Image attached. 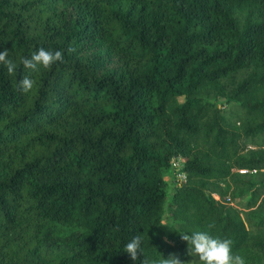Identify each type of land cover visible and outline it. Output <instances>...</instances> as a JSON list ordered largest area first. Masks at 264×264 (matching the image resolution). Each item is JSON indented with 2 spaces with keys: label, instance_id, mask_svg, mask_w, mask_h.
<instances>
[{
  "label": "trees",
  "instance_id": "1",
  "mask_svg": "<svg viewBox=\"0 0 264 264\" xmlns=\"http://www.w3.org/2000/svg\"><path fill=\"white\" fill-rule=\"evenodd\" d=\"M5 50L0 264H199L197 230L264 264V0H0Z\"/></svg>",
  "mask_w": 264,
  "mask_h": 264
},
{
  "label": "clouds",
  "instance_id": "2",
  "mask_svg": "<svg viewBox=\"0 0 264 264\" xmlns=\"http://www.w3.org/2000/svg\"><path fill=\"white\" fill-rule=\"evenodd\" d=\"M8 51L0 52V64L7 66L10 74L15 72V63L8 59ZM57 62H64V53L62 50H50L40 47L38 51L31 54V57L21 59L23 66L30 70V73L38 72L40 67L50 69ZM36 84V80L31 74L25 75L19 82V89L27 93L31 91ZM214 224H208L210 230ZM181 239L188 244L187 254L198 258L199 264H246V260L240 254L233 252V241L230 238H221L213 236L210 231L197 230L191 233L181 232ZM143 238L137 234L124 246L132 260H137L142 253L144 259L142 264H184V262L175 253L167 258L164 256L158 259L150 260L144 252ZM190 264V262H189Z\"/></svg>",
  "mask_w": 264,
  "mask_h": 264
},
{
  "label": "built area",
  "instance_id": "3",
  "mask_svg": "<svg viewBox=\"0 0 264 264\" xmlns=\"http://www.w3.org/2000/svg\"><path fill=\"white\" fill-rule=\"evenodd\" d=\"M183 162H184V160L182 159V158H178L177 160H175V162H174V167H176V168H180L181 166H182V164H183ZM239 172L240 173H247L248 172V170L247 169H240L239 170ZM185 174L184 173H179L178 174V178L181 180H183L184 178H185ZM215 196V198H217V199H219V196L217 195V194H215L214 195Z\"/></svg>",
  "mask_w": 264,
  "mask_h": 264
},
{
  "label": "rangeland",
  "instance_id": "4",
  "mask_svg": "<svg viewBox=\"0 0 264 264\" xmlns=\"http://www.w3.org/2000/svg\"><path fill=\"white\" fill-rule=\"evenodd\" d=\"M184 179H185V178H184ZM184 179H183V180H184ZM168 180H169V182L172 184L173 179L170 177ZM181 180H182V179H181Z\"/></svg>",
  "mask_w": 264,
  "mask_h": 264
}]
</instances>
